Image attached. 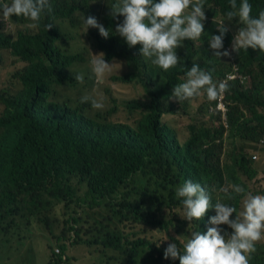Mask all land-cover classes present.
I'll return each instance as SVG.
<instances>
[{
    "label": "trees",
    "instance_id": "obj_1",
    "mask_svg": "<svg viewBox=\"0 0 264 264\" xmlns=\"http://www.w3.org/2000/svg\"><path fill=\"white\" fill-rule=\"evenodd\" d=\"M112 3L49 0L51 11H45L35 29L28 28L31 21L23 17L9 20L16 26L14 33H5L6 23H0V63L1 53H7L21 65L11 73L16 83L9 91L0 89V231H19L21 220L29 226L41 214L46 216L45 227L53 230L45 212L64 204L65 213L71 209L75 214L65 220L61 235H54L61 253L54 249L48 264L67 263V248L82 242L112 249L116 253L109 257L114 264H179L178 258H164L167 244L177 243L182 251L181 241L190 238V231L206 232L212 226L209 217L215 215L213 208L191 224L182 219L183 205L175 190L185 180L205 186L213 204L221 200L238 211L244 196L224 200L222 187L241 184L246 192L264 193V162L258 161L264 159V52L248 48L214 57L209 40L219 35L216 21L230 10L229 0H205L204 33L177 47L180 63L165 72L140 55L139 44L129 48L115 33L123 17L114 20L109 15ZM249 3L253 16L264 10V0ZM82 14L95 16L109 28V37L95 28L84 33ZM49 23L53 27L47 30ZM224 23L229 31L223 47L231 50L241 25L235 17ZM99 53L107 63L124 61L125 70L111 77L114 82L135 83L145 92L143 99L126 104L125 114L134 117V124L115 118L116 100L91 115L90 103L64 94L69 88L84 87L74 79L84 71L72 67ZM193 63L204 70L214 68L213 79L230 85L222 97L226 120L218 101L204 95L182 103L169 99ZM183 115L190 121L189 136L182 142L166 117ZM82 185L86 189L79 195L77 186ZM73 204L77 209L71 208ZM85 204L108 211L107 223L96 217L94 226L86 229H92L90 239L81 236V218L76 216ZM138 226L168 233L173 227L177 236L160 241L139 230L127 232ZM220 227L232 231L227 225ZM256 248L249 264H264V245L257 243Z\"/></svg>",
    "mask_w": 264,
    "mask_h": 264
},
{
    "label": "clouds",
    "instance_id": "obj_2",
    "mask_svg": "<svg viewBox=\"0 0 264 264\" xmlns=\"http://www.w3.org/2000/svg\"><path fill=\"white\" fill-rule=\"evenodd\" d=\"M205 7V0H113L109 15L114 20L123 17L116 23L115 33L124 39L129 48L139 44L140 55L167 72L180 63L177 47L183 46L185 40H199L204 33ZM229 7L230 10L216 21L219 35H212L209 40L213 56L219 59L230 56L232 52L247 51L248 48L264 52V10L253 16L249 0H240L239 4L237 0H229ZM45 11H51L49 0H10L0 4V21L23 17L31 21L27 27L35 29ZM234 17L238 18L241 27L234 35L231 50L224 49L223 39L229 31L224 22ZM80 22L84 33L89 28H95L104 38L110 35L109 28L100 24L95 16L82 14ZM52 27L51 23L46 25L47 30ZM90 65L98 80L104 79L113 70L103 53L92 54ZM214 70H204L198 63H193L186 71L184 82L173 88L169 99L182 103L204 95L208 101H219L230 85L226 80L215 81ZM74 79L81 84L84 82L81 73L74 74ZM80 102L90 103L94 109L104 108L102 97L86 94L80 97ZM225 126L228 127L227 123ZM255 154L259 156L258 152ZM220 192L224 194V200L234 199V194L243 195L240 210L221 200L213 204L206 187L200 183L185 180L176 188V197L183 205L180 216L189 224L201 220L209 209L214 208L215 215L209 217L208 222L212 226L206 232L190 231V238L181 241L182 251L177 243H168L163 251L165 259L178 258L179 264H249L252 254L257 251V242L264 239V195L246 192L241 184L224 186ZM233 214L235 217L230 219ZM221 225H227L231 233ZM167 239L164 235L160 241ZM156 244L159 247L160 242Z\"/></svg>",
    "mask_w": 264,
    "mask_h": 264
},
{
    "label": "rangeland",
    "instance_id": "obj_3",
    "mask_svg": "<svg viewBox=\"0 0 264 264\" xmlns=\"http://www.w3.org/2000/svg\"><path fill=\"white\" fill-rule=\"evenodd\" d=\"M11 20V19H10ZM3 21H0L2 23ZM6 23L5 33H14L16 28L15 25L8 24L9 20L4 21ZM87 41V39H85ZM78 51V50H77ZM121 64L118 62L111 61L109 64H112V72L106 74L105 78L102 80H98L95 75L91 71L90 61L86 64L84 63H76L72 69H81L84 71V87H73L65 90L64 94L66 98H73L74 100L80 99L83 95H92L94 97L103 98L104 108L105 110L107 106H113L112 100H116L117 105L119 106L118 114L115 116L116 119H120V121L128 122L134 124V117L128 118L126 116V104L135 99L141 100L143 99L145 92L141 86L135 85V83H119L114 82L111 77L113 75H118L122 70H125V63L124 61H120ZM21 65L10 55L7 53H1V63H0V89H5L9 91L12 83H16L12 77L11 73L15 71ZM120 67V68H119ZM86 68V69H85ZM126 67V72H128ZM12 91V89H11ZM68 100V99H67ZM1 109V107H0ZM98 109H92L90 114L94 115L98 112ZM177 117V118H175ZM223 115V119H224ZM167 124L173 131L177 134L179 139L183 142L185 139L188 138L189 132L187 129V124L189 123V119L187 115L183 116H168ZM264 145V144H262ZM264 159H259L258 161ZM262 176V173L259 174V177ZM78 187V194L83 195L86 189L85 185L82 187ZM264 195V193L262 194ZM71 208H76V205L73 204ZM102 208L95 206V208H91L88 205H84L82 208L78 209L77 217H80V222H78V226L80 225L81 236L86 239H90L92 236V229L90 231H86L88 227H92L95 224V218H99L103 220V223H107L108 220L106 219V213L108 211H102ZM67 210L64 204H59L54 207L53 210L46 211L45 213L48 214L49 219L53 223V230L52 228H46L47 226L44 224L46 222V216L41 214L36 216L32 222L28 225L25 220L20 221L21 230H12L9 231L7 234L0 233V264H48L49 259L54 251L55 247H59L57 239L54 235H61V231L65 226V220L69 218L70 213L75 214L72 212L71 209L68 210V214L65 213ZM4 223V222H3ZM6 223V222H5ZM46 226V227H45ZM68 227V223H66ZM18 227L14 228L17 229ZM140 231V235L147 236L153 240L162 239L164 235L168 237L167 241H171V235L177 236V233L173 227H169V233L165 230L162 231L160 229H151L149 227L142 228L138 226L134 229H127V232L131 233L132 231ZM24 232L26 236L31 237V241L33 244V248L31 252H25L21 256L16 255V247L13 242V239L18 237V234ZM18 233V234H17ZM3 236H9V240H5ZM264 239L257 242L260 245H264ZM10 242L14 244H7ZM159 243V242H158ZM28 247V246H27ZM29 248V247H28ZM22 249V247H21ZM61 249V248H60ZM67 254L70 256L68 262H62L61 264H114L115 259L109 257L111 254L116 253L112 249L102 250V246H90L86 243L74 244L73 246H69L66 250ZM50 257H49V254ZM14 253L15 256L20 257L19 259L14 258V255H9ZM61 253V251H60ZM147 255V254H145ZM10 257V258H5ZM65 257V255H63ZM148 261H151L150 259Z\"/></svg>",
    "mask_w": 264,
    "mask_h": 264
},
{
    "label": "crops",
    "instance_id": "obj_4",
    "mask_svg": "<svg viewBox=\"0 0 264 264\" xmlns=\"http://www.w3.org/2000/svg\"><path fill=\"white\" fill-rule=\"evenodd\" d=\"M0 233H1V231H0ZM5 234H7V233H5ZM3 238L5 240H9L10 237L9 236H3ZM13 242L15 244L16 251H17L16 255H18V256H21L22 254H25V252H28V251L31 252V250L34 249L33 248L32 241H31V237L30 236H26L24 234V232H22L18 237H16V239H13ZM7 244H12V243H10V242L7 241L6 245ZM14 244H12V246H14ZM21 247H22V249H21ZM48 254H49V252H48ZM9 255H14V253H11ZM18 256H15L14 255V258L19 259L20 257H18ZM21 257H24V256H21ZM49 257H50V254H49ZM5 258L8 259L10 257H5Z\"/></svg>",
    "mask_w": 264,
    "mask_h": 264
},
{
    "label": "built area",
    "instance_id": "obj_5",
    "mask_svg": "<svg viewBox=\"0 0 264 264\" xmlns=\"http://www.w3.org/2000/svg\"><path fill=\"white\" fill-rule=\"evenodd\" d=\"M217 108H218V110L226 111L225 104H224V102L222 101V99H220V100L218 101V106H217ZM224 114H225V112H224ZM224 119L226 120V116L224 117ZM262 143H264V142L262 141ZM253 157L256 159L258 156H257L256 154H254ZM55 251H56L57 253H60V248H59V247H56V248H55Z\"/></svg>",
    "mask_w": 264,
    "mask_h": 264
}]
</instances>
